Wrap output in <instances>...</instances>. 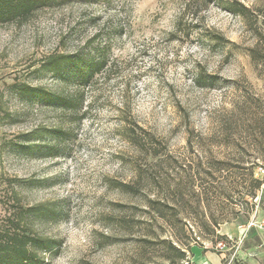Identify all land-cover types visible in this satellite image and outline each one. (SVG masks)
<instances>
[{"label": "rangeland", "instance_id": "obj_1", "mask_svg": "<svg viewBox=\"0 0 264 264\" xmlns=\"http://www.w3.org/2000/svg\"><path fill=\"white\" fill-rule=\"evenodd\" d=\"M261 14L264 0H76L0 23V223L16 178L21 205L44 210L27 219L49 242L40 264H264V233L247 229L264 186L245 209L233 169L264 179ZM56 56L105 60L71 117L11 89L69 92L41 71ZM24 134L55 157L5 147Z\"/></svg>", "mask_w": 264, "mask_h": 264}, {"label": "trees", "instance_id": "obj_2", "mask_svg": "<svg viewBox=\"0 0 264 264\" xmlns=\"http://www.w3.org/2000/svg\"><path fill=\"white\" fill-rule=\"evenodd\" d=\"M72 1L76 0H0V23L21 24L33 16L36 11L46 7L65 5ZM84 1L92 3L97 0ZM221 5L231 14L237 15L245 20L250 19L251 14L249 9L237 2L222 1ZM255 19H261L259 21L264 26V14L255 17ZM256 52V49L249 50L251 61L255 62L257 60L258 62L261 59L264 60L261 54H258L259 58H256ZM104 66L105 60L102 57L78 58L74 56H56L43 64L41 71L52 73L59 84L70 87L69 92L66 90H60L58 92L50 91L45 88L33 87L26 84H13L11 89L13 93L21 98L28 100L37 99L43 105L58 108L71 117L82 107L83 89L92 83L95 75L102 72ZM207 80H210L212 83L216 79L209 77ZM34 139L35 136L32 134H24L17 143L10 142L5 147L14 149L22 156L36 155L44 157L49 155L50 157H55L56 154H52L53 150L56 149L55 145L48 146L44 143V138L39 136L38 139H41L42 144L35 146L32 142ZM129 143L136 145L132 137H129ZM260 146L263 147L264 145L260 144ZM261 161L263 162L261 166L264 167V156L261 157ZM233 169H236L237 172L241 171L239 175L242 178L244 176L248 177V180L242 181V203L245 209L252 210L254 204L250 203L256 199L257 193L263 188L264 179L255 177L252 168L249 171L244 167H234ZM245 171H248L247 174H245ZM5 181L7 186L11 188V198L14 199V204L7 210L6 218H3L0 223V264H40L37 260L36 252L46 249L49 242L34 235L27 224V219L35 213L41 215L44 210L42 208H27L21 205L20 198L13 191V188L25 187L27 181L16 178H10ZM246 181H248L247 184H245ZM120 187L121 189L122 187L126 188L123 184H120ZM127 189L130 192L134 191L132 189L130 190V188ZM209 219L212 225H219L212 217ZM226 222V220H220V224Z\"/></svg>", "mask_w": 264, "mask_h": 264}, {"label": "built area", "instance_id": "obj_3", "mask_svg": "<svg viewBox=\"0 0 264 264\" xmlns=\"http://www.w3.org/2000/svg\"><path fill=\"white\" fill-rule=\"evenodd\" d=\"M254 216L251 218L250 222L248 223L247 229L254 228L264 233V217L258 221L257 218H255L256 216L255 217ZM260 248L264 249V239L260 243Z\"/></svg>", "mask_w": 264, "mask_h": 264}, {"label": "crops", "instance_id": "obj_4", "mask_svg": "<svg viewBox=\"0 0 264 264\" xmlns=\"http://www.w3.org/2000/svg\"><path fill=\"white\" fill-rule=\"evenodd\" d=\"M257 254H259L258 251H255V253H253L252 256H253V257H256Z\"/></svg>", "mask_w": 264, "mask_h": 264}]
</instances>
